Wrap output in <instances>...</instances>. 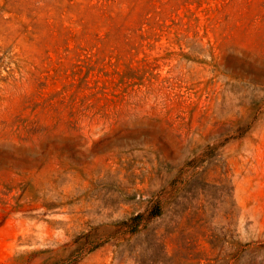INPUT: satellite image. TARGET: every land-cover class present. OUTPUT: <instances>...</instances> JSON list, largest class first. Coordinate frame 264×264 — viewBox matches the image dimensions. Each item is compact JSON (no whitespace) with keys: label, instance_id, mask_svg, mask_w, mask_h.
<instances>
[{"label":"rangeland","instance_id":"rangeland-1","mask_svg":"<svg viewBox=\"0 0 264 264\" xmlns=\"http://www.w3.org/2000/svg\"><path fill=\"white\" fill-rule=\"evenodd\" d=\"M0 264H264V0H0Z\"/></svg>","mask_w":264,"mask_h":264},{"label":"trees","instance_id":"trees-1","mask_svg":"<svg viewBox=\"0 0 264 264\" xmlns=\"http://www.w3.org/2000/svg\"><path fill=\"white\" fill-rule=\"evenodd\" d=\"M136 218H138V217H136Z\"/></svg>","mask_w":264,"mask_h":264}]
</instances>
